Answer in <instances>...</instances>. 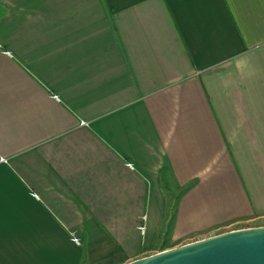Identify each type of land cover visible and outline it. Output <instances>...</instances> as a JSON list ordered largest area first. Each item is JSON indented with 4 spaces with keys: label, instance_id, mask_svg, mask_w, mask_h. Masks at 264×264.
I'll list each match as a JSON object with an SVG mask.
<instances>
[{
    "label": "crops",
    "instance_id": "0c3cea01",
    "mask_svg": "<svg viewBox=\"0 0 264 264\" xmlns=\"http://www.w3.org/2000/svg\"><path fill=\"white\" fill-rule=\"evenodd\" d=\"M254 225L264 0H0V264Z\"/></svg>",
    "mask_w": 264,
    "mask_h": 264
},
{
    "label": "water",
    "instance_id": "95a60500",
    "mask_svg": "<svg viewBox=\"0 0 264 264\" xmlns=\"http://www.w3.org/2000/svg\"><path fill=\"white\" fill-rule=\"evenodd\" d=\"M122 264H264V225L224 230Z\"/></svg>",
    "mask_w": 264,
    "mask_h": 264
}]
</instances>
